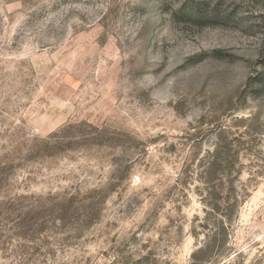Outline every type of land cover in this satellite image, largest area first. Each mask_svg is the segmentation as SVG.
Returning <instances> with one entry per match:
<instances>
[{
  "label": "rangeland",
  "instance_id": "374dc122",
  "mask_svg": "<svg viewBox=\"0 0 264 264\" xmlns=\"http://www.w3.org/2000/svg\"><path fill=\"white\" fill-rule=\"evenodd\" d=\"M205 244L264 264V0H0V264Z\"/></svg>",
  "mask_w": 264,
  "mask_h": 264
},
{
  "label": "trees",
  "instance_id": "16d2710c",
  "mask_svg": "<svg viewBox=\"0 0 264 264\" xmlns=\"http://www.w3.org/2000/svg\"><path fill=\"white\" fill-rule=\"evenodd\" d=\"M212 166L213 165H211V167ZM239 198H241V196ZM208 251H209V246H208V244H205L202 248H200L199 250L193 252L192 255H191V264H205V259H202V257Z\"/></svg>",
  "mask_w": 264,
  "mask_h": 264
}]
</instances>
